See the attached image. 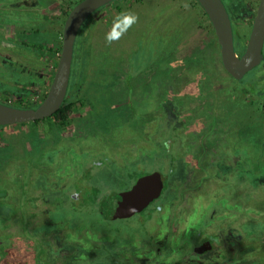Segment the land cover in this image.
<instances>
[{"label": "rangeland", "instance_id": "374dc122", "mask_svg": "<svg viewBox=\"0 0 264 264\" xmlns=\"http://www.w3.org/2000/svg\"><path fill=\"white\" fill-rule=\"evenodd\" d=\"M19 1L10 0L7 7L0 8V29L17 20L21 28L27 22L33 26L35 31L38 30L43 25L41 1L28 0V5L33 8L29 10L17 9L16 5ZM134 1L132 0L131 3ZM177 1L185 6L186 13L183 10H178L172 14L166 26L169 23L174 26L166 38L157 41L156 47L158 49L170 48L179 40L186 46L168 56L167 59H165L166 56L162 57L163 53L158 54L156 59L153 58L155 57L154 53H148L147 41L142 39L144 33L142 28L144 27V30L147 31L149 27L146 24L150 26L152 23L147 22L151 13L159 7L161 8L157 11L164 10L170 0H144L143 3L136 2L131 6L124 4L127 10L123 14L117 10L111 14L108 11V15L99 16L100 20L93 27L89 29L91 24L89 23L83 27L80 33L81 36H84L83 41L90 45L88 53L90 69L106 74L104 80L100 84L98 83L99 85L104 83V87L90 97L89 100L93 104L90 112L75 123L74 130L77 137L73 141L74 136L70 137L67 142L65 141V145H61L64 142L62 140L56 144L60 148L64 146L69 148V154L58 153L52 148L46 150L47 160L51 159L55 162L54 167L57 170L56 177H47L45 180H41L47 187L52 186L50 191H45L47 198L43 203L46 208L48 204L52 208L46 209L42 216L44 218L43 226L38 225L35 232L32 230L29 232L33 236L41 238L56 229L57 232H62L68 227L77 228L68 240H62V242L64 248L70 244L82 248L83 252L80 258L82 264H91L92 262L94 264L97 262L98 264H134L135 261L137 262L135 264H204L205 260L198 259L202 254L196 252L193 245L194 239L197 242L205 239L209 229L215 225L221 226L226 222V220L218 218L215 221H207V215L205 218L204 214L200 213L199 207V204L205 207V201L199 199L197 194L194 210L181 216L176 214L172 221L174 228L177 225L180 226V234L175 237L173 233L169 238L166 237L169 229L171 230V216L174 215L172 201L176 196H182L184 193L183 188H175L173 183H176L177 186L181 184L185 186L188 182V180L185 182L184 176L186 167L191 161L194 162L199 158L202 166L204 163L202 174L205 178L203 182L208 180L206 185H217L218 191L212 192V198H215L214 194H222L225 187L219 185L220 183L211 177L213 173L208 167L211 165L210 162L220 165L222 161H226L220 155L215 154L219 149L225 148L224 135L229 140H233L229 135L234 129L224 128L223 122L231 120L238 122L241 118L244 119L245 112L248 110L243 107L246 106L255 109L257 108L255 105H262L263 108L256 112V116H260L264 111V101L259 95L241 89L239 86L243 87L244 85L234 81L222 69L221 65L218 66V75H216L217 70L208 59H199L197 63L181 60L186 52H190L188 51L191 47L189 38L195 34L192 31H195L194 27L199 22V15L202 16V13L198 7H191V5H196L192 0ZM68 2L69 0H65L66 7H69ZM183 20H186L187 23L176 28L175 25ZM46 25L48 34L45 33V35L50 37L52 28H54V32L56 29L52 27V23L44 22V26ZM110 35H112V39H108ZM197 66H202V70L197 69ZM16 68L13 69V74L6 73L8 78H12L11 81H3L0 77V101L13 106L19 104L16 99L19 95H11L12 93L29 91V88L23 86L27 84V80L23 76L22 70L19 67ZM138 68L142 71L141 75L133 76L136 73L134 70ZM193 70L203 72L199 86L195 84L198 89L194 93L188 92L189 94L187 93L181 98L180 95H173V91L177 92L182 87L179 79H185V77L181 78V76L191 74ZM1 72H3L2 69ZM96 76L101 78L99 75ZM130 78H132L131 81H129ZM95 80L96 83L99 82L97 78ZM125 81L131 83L129 89L126 88ZM245 83L254 90L262 89L264 91V67L248 77ZM88 85L84 84L83 93ZM191 86L190 84L186 88ZM128 93L132 95L130 100L127 98ZM224 104L227 105V108H224ZM128 108L133 109L137 114L133 116L132 111ZM161 112L168 113L161 117L159 116ZM181 112L186 115L187 123L197 125L191 130L202 129L201 134H191L193 138L189 142L183 140L186 135L182 133L183 131L181 133L179 131L183 122L180 117ZM156 113L158 118L151 119ZM152 121H156L154 129L151 128L153 129L151 132L152 149L148 150L143 146L136 148L134 145L139 144L140 146V142L142 143V140L138 138L147 131L146 124ZM125 126H128V130L132 134L130 132L125 134ZM118 129H122L120 133H118ZM212 135L216 136L213 141L211 140ZM129 138L131 142L133 140L135 142L134 145L129 146L130 154L125 150L127 146L122 140ZM70 142L71 145H69ZM206 142L211 147L209 149L211 153H207ZM198 143H202L205 147L204 153L200 154L198 148L202 147H199ZM183 145L189 146L192 152L196 151L193 159L181 156ZM29 165L32 169L36 168V171L41 169L36 164V158H32ZM195 170H197L196 167ZM155 171L163 173L167 178L166 188L157 203L128 220L109 221L105 218L100 203H105L114 193L130 190L141 177ZM235 171L233 169L226 174L225 184L234 179ZM12 172H14L13 169ZM81 179H87V183L92 187L91 196L88 198L86 193L83 194L80 191L79 194H76L73 191L79 190L83 185ZM188 185H194V182L191 181ZM1 187L0 185L1 195H6L5 190ZM20 187V182L14 184L12 192L15 193L19 190L21 193ZM231 190L232 188L226 190L229 196ZM23 195L25 194H21L20 198ZM74 197H78L79 201L75 207L70 208V205L66 204L67 200L72 201ZM25 199L27 200V198ZM25 199H21L23 201L21 204L4 203L2 206L0 205V229H4L15 217L17 224H14L17 233H25V230L28 229L26 220L31 217L26 215L25 210L28 209ZM56 207L59 209L56 210L58 213L52 212V209H56ZM215 208L213 204L211 209ZM225 218L233 217L225 216ZM5 233V231H0V242L5 243L6 239L1 238V235ZM169 234L170 232L167 235ZM212 234H217V232L212 231ZM217 238L221 240L222 236L218 235ZM237 247L232 248L234 257L237 256V253L234 254ZM220 249L222 254L218 258L221 259L225 252L223 246ZM43 250L45 252L43 254L45 256L44 264H46L49 256L46 249L43 248ZM112 250L117 251L115 256L106 252ZM210 252L212 251L206 250L208 256ZM36 264H40L39 258H37ZM211 264H222V262L215 259Z\"/></svg>", "mask_w": 264, "mask_h": 264}, {"label": "crops", "instance_id": "0c3cea01", "mask_svg": "<svg viewBox=\"0 0 264 264\" xmlns=\"http://www.w3.org/2000/svg\"><path fill=\"white\" fill-rule=\"evenodd\" d=\"M23 1L24 0H22V2ZM27 2L28 0H25L23 4L27 5ZM139 2L143 3L144 0ZM133 3L136 2H132V4ZM158 9H156V11L154 10L151 13V17L148 19V21L153 19L156 14H160V16L155 17V20H161V16H163V13H161L162 9L157 11ZM175 12L176 11H174L172 14H174ZM172 14L169 15L172 16ZM169 18L170 17L166 15L165 19L161 21L160 24L155 25L150 29L151 33H154L152 35L154 39H150L146 42V44L149 48L148 53H154V59H156L158 54L161 53H163L162 57L164 58L166 56L165 59H167L168 56L174 54L178 50L184 49L186 46L184 42L179 40L170 48L164 47L158 49L156 47L157 41H161L166 38L168 32L174 26L171 23L166 26V20H168ZM99 20H92L90 23H96ZM185 23H187L186 20L179 21L178 24L175 25V27L178 28L184 26ZM143 29L144 27L142 28V30ZM194 30L195 31L192 32H194L195 34H193L192 37L189 38L191 47L188 51L190 52H186L183 55V59L181 60H187L189 62L197 63L199 62V59H208L210 62L213 63L214 68L217 70L215 74L218 75V66L221 65L219 46L214 38V35H212V33L209 31L210 26L208 22L203 20L202 16L200 15L199 22L195 25ZM85 46L86 47L83 48L84 50L88 49L90 45L86 43ZM86 55L87 54L85 53V55L83 54L82 57V61L84 64L83 69L81 71L84 74V78H82V80L84 83L87 82V84L91 85L92 83H94V80L97 77L96 75L102 77L104 73L96 72L94 69H90V57L87 58ZM196 68L202 70V66H197ZM201 70H193L191 74L181 76V78L185 77V79L178 78L180 80L179 83L182 84V87L177 90V92L173 91V95H180V98L185 96V88L190 84H195V82L198 80L199 81L197 84L199 86V83L201 82L203 76V72ZM134 71H136V73L134 74L141 75L142 73V71H140V68ZM146 71L149 72L148 70ZM131 79L132 78H130L129 81H131ZM124 84L127 89L130 88V82L127 83V81H125ZM92 88V92L88 91L87 88L86 91L83 93L82 91L84 90V87L82 88L83 90L79 92V98H83L85 100V103L86 101H91L89 100L90 97L94 96V94L98 92L97 89H101L103 87H95L94 85V87ZM244 101L248 102L247 100ZM92 105H88V108L85 109L87 114L90 112ZM255 106H257V108L255 109H251V107L249 106H246L247 108L243 107L245 110H248L247 112H245L244 119L241 118V120L238 122H235V120L223 122L224 128L234 129V131L229 135L233 140H229L224 135L223 140L226 141V145L224 146L225 148L219 149L218 152L212 150L213 152H215V154L220 155L221 157L226 159V161H222L220 165H216L215 163L210 162L209 164L211 165L210 167H208L213 173L211 177H213L214 180L216 179L215 181L219 182V185L225 187V190L222 194L218 192L219 194H214L215 198H212V192L216 193L218 191L216 189L217 185H206L208 180L203 182L205 178L204 174H202V171L204 170V163L202 166L200 164L201 160L199 158L194 162L191 161V163L187 165L186 173L184 176L185 182L187 180L188 182L185 186H183V184L177 186L176 183H173V186L175 188H183L184 193L182 196H176V198L172 201L174 215H172L170 219L171 230L169 229L168 231V233L170 232V234L167 235V233L166 237L169 238L173 233L175 237L180 234V226L177 225V227L174 228V224L172 223V221L174 220L176 214L181 216L182 214H189L190 211L194 210L195 198L197 194L199 196V199H204L205 201V207L207 208L205 209V207H203L201 204H199V207L200 213L204 214L205 218L207 215V221H215L217 220V218L220 220H226L223 225H215L206 233L207 237L215 235L212 234V231H219L218 235L220 236L223 234V239L222 241H220V244H218V253L219 256L222 254V250L220 249V247L223 246V251L225 252V255L221 259L217 256L212 258L209 257L205 252L204 254H202V256L198 257V259L205 260L204 264H211L215 259L217 261L222 262V264L264 263V111L261 112V121L259 123H250L256 116L257 110H261V108H263V106L260 104ZM224 108H227L226 104H224ZM129 110L132 111L133 116L137 114V112H134L133 109ZM167 113L168 112H161V115L159 116L164 117L167 115ZM180 117L182 119L181 121L183 122L182 127H179V131L180 133L183 131L182 133L186 135V138H183L184 141H191V139L193 138L191 134H201V128H199L200 130H198V128L195 131L191 130L192 127H196L197 125H191L190 123H187V121L185 120L186 115H183L182 112L180 114ZM153 118H158V114L156 113L151 119ZM155 124L156 121H152L146 124L147 131L141 137L139 136L138 138L142 140V143L140 142V146L139 144L134 145V140L131 142L130 138L127 140L122 139L125 142L124 144L127 146L125 150L128 152V154H130V145H134L136 146V148L143 146L148 150L152 149L153 141L151 139V132L153 131ZM152 127L153 129H151ZM121 130L122 129H118V133H120ZM125 130V134H128L129 132L132 134V132L128 130V126H125ZM54 133L52 131V128L49 131L44 127L39 128L35 125H27V127L24 126L23 128L21 126H11L0 130V185L2 186L1 188L8 189L6 195H1L0 193V196H3L4 199L8 200V204H21L23 203L21 199L25 198L33 199L34 202H37L38 205H42L44 203V200L47 198L45 191H50L52 186L49 185V187H47L44 182H41V180L43 181L47 177L57 176V170L54 167V164L56 163L53 162L51 159L47 160V155L45 154L48 148L53 147L51 144L52 142H50V140H53L52 134ZM57 136H59V139H61L60 137L64 138V140H62L64 142L61 143V145H65L66 136ZM215 138V135L211 136L212 141ZM198 145L199 147H202L198 148L200 149V154L204 153L205 147H203L202 143H198ZM205 145L208 148L207 153H211V151H209V149H211L209 143L206 142ZM57 151L58 153L66 154H69L70 152L69 148L67 149L65 148V146L63 148L59 147ZM195 152L196 151L192 152L189 146L186 147L183 145L180 154L182 157L188 156L190 157V159H193ZM32 158H36V164L40 168L42 166L46 167L45 172L47 173V176L44 174L42 168L40 169V171H36V168L32 169L30 167L29 164ZM195 167L197 170H195ZM12 169L14 170V172H12ZM233 169L236 170L233 175L234 179L230 183L225 184L224 181L227 180L226 174ZM217 174L218 177H216ZM217 179L221 180L222 182ZM81 180L83 185H81L79 190H73L74 192H76V194H79L80 191L83 194L86 193L88 187L91 186H89V184L87 183V179ZM191 181L194 182V185H188V183ZM18 182H20V190H22V192L19 193L18 190L13 193L12 187ZM228 188H232L230 196L228 194V191L226 193V190H228ZM23 193L25 195L20 198L21 194ZM78 201L79 198L74 197L72 198V201L67 200L66 204H69L70 208H73L74 206H76ZM213 204L216 207L214 210L211 209ZM56 210L59 209H57L56 207V209H53L52 212L55 211L56 213ZM25 212L26 215L31 216L30 218H32L33 221H44V218L42 216H44L45 213L42 211H39V214L31 209L25 210ZM225 216H232L233 218L227 219L225 218ZM9 220L11 219L9 218ZM16 221L17 219L15 217L10 221L9 224L11 228L15 229V224H17L15 223ZM75 230H77V228L68 227L65 232H71L73 234ZM228 235L230 237V240L228 239ZM207 237L199 242L194 239L193 245L197 247L203 241H209L210 239ZM236 247L237 249L234 250V254L237 253V256L234 257L232 248L235 249Z\"/></svg>", "mask_w": 264, "mask_h": 264}, {"label": "flooded vegetation", "instance_id": "af4514ba", "mask_svg": "<svg viewBox=\"0 0 264 264\" xmlns=\"http://www.w3.org/2000/svg\"><path fill=\"white\" fill-rule=\"evenodd\" d=\"M9 1L10 0H0V8L7 7L9 5L8 4ZM40 1H41V7L43 9V14H42L43 25L38 30L35 31V29H33V26L29 25L27 22H25L21 28L17 20L6 24L2 29H0V77H1V80L11 81L12 78L11 77L8 78L6 73L13 74V69H17L16 67H19L22 70L23 76L27 80V84H25L26 86L25 85L23 86L29 88L28 92H15L11 94V95H19V97H16L19 103L16 107L33 108L39 105L45 98L46 92L48 90V85L50 83L51 78L53 77L54 70L56 68L57 58L60 53V52L56 53V51L58 48H61L62 26H63V21L66 17L65 13L67 9L70 10L73 7V6L71 8L66 7L64 5L66 4L65 0H60V2L59 0H40ZM79 1L81 0H78V2ZM131 1L124 0L120 4L131 6L132 4ZM192 1L196 5H191V7H198V9L202 12V14L204 15V16L202 15L203 20L208 22L210 26L209 31L212 33V35H214V38L217 42L215 33L206 15L201 10V8L198 6V4L195 2V0H192ZM23 2L22 0H20L19 3L16 5V8L26 9V10L33 9L28 5V2H27V5L23 4ZM134 2H137V0H135ZM257 2H259V0L256 1V4H258ZM125 5L124 7L126 9L124 11L127 10V7ZM63 8L65 11L63 10ZM164 8L165 9L161 11V13H163L162 14L163 16H161V20H155V17L160 16V14H156L153 19L147 21L148 23L149 22H152V23L150 24V26L146 24L149 28L147 31L146 29L145 30L143 29L144 33L142 35L143 36L142 39H145L146 41H149L150 39H154V37L152 36L154 33L152 34L150 29L154 27L155 25L160 24L161 21L165 19L166 15L170 17L168 19L170 20L172 17L170 15L174 11H178V10H183L184 12L186 11L185 6H183V4H179L177 0H170V2ZM116 9H117L116 5L112 4V6L108 9V11H110V14H111ZM22 11H25V10H22ZM101 15H108V13L101 14ZM26 19H28L27 16H26ZM248 19H249V16L245 19V24L246 26L250 27L247 24ZM168 20H166V23ZM44 22H47V24L52 23V27H55L56 29L54 32V28L51 27L53 30H52V36L50 37H46L45 35V33L48 34V28H47V25L44 26ZM96 23L94 22L91 23L89 25V29L93 27V25H95ZM59 44H60V47H58ZM219 53H220V50H219ZM1 69L3 72H1ZM137 75L139 74H134L133 76H137ZM198 81H196L195 84H197ZM195 84H191L192 85L191 87L185 88L184 93H187V89H191L192 91L195 92V90L198 88L195 86ZM239 87H241V89H244L245 91H248V89L246 90L245 87H242V86H239ZM79 92H78L77 98L80 100ZM248 92H251V94H254L256 90H254L253 88H250ZM255 94L257 95V93ZM127 98L128 100H130L132 98V95L128 93ZM260 98L262 99V97ZM73 101L75 103V100ZM75 104H76L75 105L76 110L73 112L71 119H70V124L66 129H63L62 131L57 130V129H60L58 125L54 123L53 120L49 121L52 131L56 130L55 131L56 133L53 132L54 134H52L53 140L52 141L50 140L53 146L52 149H55L56 152H58L57 150L59 148V146L56 144L59 143V140H64L63 137H60L61 139H59V136L57 135H61V136L65 135L66 142H67V139H70V137L74 136V138L72 139L73 141L77 137V134L75 133V130H74L75 123L77 122L79 118L81 117L83 118L87 115V112L84 111L85 107H82V106L79 107L78 103H75ZM49 122L44 119V120L37 121L34 123L16 125V126H21L23 128L24 126L27 127V125H35L39 128L44 127L47 129V124ZM8 127H11V126H8ZM4 128H7V127H4ZM71 130L72 132L70 133ZM71 142L69 145H71ZM97 166H100V164H97ZM41 168L43 169L44 174L47 176V173L45 172L46 167L42 166ZM3 190H5L6 193L8 191V189H3ZM87 191L90 193L86 195V197L88 198L89 196H91L92 187L91 186L88 187ZM7 202L8 200L4 199L3 196L0 197L1 206L2 204L7 203ZM25 205L27 209L29 210L31 209L34 212H37L38 214H39V211L40 212L42 211L45 213L46 209L52 208L50 207L49 204L47 208L43 204L38 205L37 202H34V200L30 198L25 200ZM43 223H44L43 220L42 222H40L39 220L33 221L32 218L28 219V221L26 220V224H27L26 227H28V229L25 230L24 234L17 233V229L13 230V228L10 227V224L7 225L4 229H0V231L6 232L5 234L1 235V238L6 239L5 243L9 244V248H8L9 255L7 259L8 261H3L2 264H6V263L7 264H36L37 258H39L40 264H42V260L44 264L45 256H43V254H45V252L43 248L46 249L45 251L48 253V256H49V259L46 260L48 263L46 262V264H82V262L80 261V258L82 256L83 250L80 246H76V245L72 246V244H70V246H67V248L63 247L62 240L63 241L68 240L71 237V235H73L71 232L70 233L65 232V231L57 232V230H53L52 232L48 233L45 236H41L39 234L41 238L35 237L32 235V233L29 232V230H32V232H35V229L38 228L37 226L38 225L43 226ZM7 231H10V232L8 233ZM206 242L207 241H203L195 248L199 250L200 246H202ZM205 252L206 251L197 252V253L204 254ZM91 264H94V262H92Z\"/></svg>", "mask_w": 264, "mask_h": 264}, {"label": "water", "instance_id": "95a60500", "mask_svg": "<svg viewBox=\"0 0 264 264\" xmlns=\"http://www.w3.org/2000/svg\"><path fill=\"white\" fill-rule=\"evenodd\" d=\"M116 1L118 0H81L68 11L62 26L60 53L45 98L33 108L0 102V130L48 119L65 106L71 88L80 33L88 21L87 24L92 20H99L103 13L107 14ZM195 2L212 26L220 50L221 65L234 81L241 83L253 71L264 67V0H259L255 11L249 16V34L241 53L236 50L233 23L224 1ZM165 187L166 177L163 173L155 171L144 175L130 190L114 193L105 203H100L104 216L109 221L131 219L157 203ZM8 248L9 244L0 242V264L8 261ZM206 250H212L209 241L200 246L199 250L196 249V252Z\"/></svg>", "mask_w": 264, "mask_h": 264}, {"label": "trees", "instance_id": "16d2710c", "mask_svg": "<svg viewBox=\"0 0 264 264\" xmlns=\"http://www.w3.org/2000/svg\"><path fill=\"white\" fill-rule=\"evenodd\" d=\"M123 1L118 0L115 3H113L116 5V8H117L116 10L119 13H124V10L126 9L124 7V5L120 4ZM137 1L139 2L140 0H137ZM223 1H224L225 5L228 9V12L230 14V17H231V20L233 23L235 41L237 44L236 50L238 52H241L245 46V42H246V39H247L248 34H249V27L246 26L245 19L253 13V11L257 5L256 1H258V0H223ZM77 2H78V0H69L68 5L71 8ZM68 11H69V9H67V11L65 13L66 15H67ZM87 23L85 25H87ZM60 37H61V35H60ZM80 37L82 40L80 39ZM83 37L84 36L80 35L78 42H77L75 61H74V69H73V75H72V83H71L69 97L66 101V104L63 108H61L59 111H57L52 117L45 119L48 122L53 120L54 123H56L58 125V127L60 128L57 130H60V131H62L63 129H66L69 126L71 116H72L73 112L76 110V106H75L76 104L75 103H78L79 107H81V106L86 107L88 105H92V103H90L91 101H88V102L86 101V103H85V100L83 98H81L80 100L77 98L78 92L83 90L82 88L84 87V84H87V82L84 83L82 80V78H84V74L81 71H82L83 65H84L83 61H82L83 54L85 55V53H86L87 54L86 57L88 58L89 57V55H88L89 48L86 50L83 49L84 47H86L85 46L86 42L83 41ZM58 47H60V44L58 45ZM59 52H60V48L57 49L56 53H59ZM257 70H259V69H256L255 71H253L248 77H250L252 74H254ZM105 77H106V74H104L101 78L96 77L97 80H99V82L97 81V83H96V80H95L94 83H92L91 85H88L89 86L88 91L92 92L93 91L92 87H94V85H95V87H104V83H102L101 85H99V84L102 80H104ZM247 78L243 82H241L240 84L244 85L246 90L247 89L249 90L251 87L249 86V84L245 83L247 81ZM78 80H80V81H78ZM97 90L99 91L100 89H97ZM188 92L194 93V91H192L191 89H188L187 93ZM263 92L264 91H262V89H261L258 91L256 90L255 93H257V95H259L260 97H263L262 100L264 101ZM187 93H185V96ZM70 95H71V97H70ZM73 100H75V103ZM248 102H250V101H248ZM260 121H261V116H255V119H253L251 122L252 123H256V122L259 123ZM243 124H244V122H243ZM50 128H51V126H50V122H49L47 124V129L50 131L51 130ZM55 131H53V132H55ZM86 194H90V193L86 192ZM218 233H219V231H217V234L211 235L210 237H207L210 239L209 241L212 245V250H211L212 252H210V254H209V256H211L212 258H214L216 256L219 257V253H218L219 248H217V247H218V244H220V241H222V239H223V234L221 235L222 239L220 240L217 238ZM228 239L230 240L229 235H228ZM108 252L111 254V256H115L117 254L116 250H112L111 252L110 251H108ZM129 260L131 261V259H129Z\"/></svg>", "mask_w": 264, "mask_h": 264}, {"label": "clouds", "instance_id": "9594fccd", "mask_svg": "<svg viewBox=\"0 0 264 264\" xmlns=\"http://www.w3.org/2000/svg\"><path fill=\"white\" fill-rule=\"evenodd\" d=\"M114 35V34H113ZM113 37H112V35H110L109 37H108V39H112Z\"/></svg>", "mask_w": 264, "mask_h": 264}]
</instances>
